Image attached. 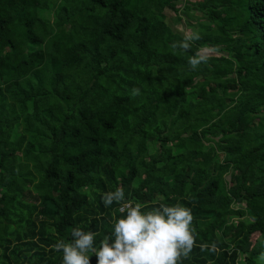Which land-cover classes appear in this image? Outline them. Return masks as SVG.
I'll list each match as a JSON object with an SVG mask.
<instances>
[{"label": "trees", "instance_id": "1", "mask_svg": "<svg viewBox=\"0 0 264 264\" xmlns=\"http://www.w3.org/2000/svg\"><path fill=\"white\" fill-rule=\"evenodd\" d=\"M177 1L0 0V264H62L52 245L77 226L99 248L125 203L191 209L197 245L220 251L194 247L181 264H240L241 253L264 264V0ZM167 10L199 12L195 25L217 37L200 42L207 64L192 70L197 51L171 47L184 33ZM15 44L24 54L11 68ZM149 133L158 150L147 159ZM118 187L125 200L105 207ZM249 199L258 215L245 206L222 219Z\"/></svg>", "mask_w": 264, "mask_h": 264}, {"label": "clouds", "instance_id": "2", "mask_svg": "<svg viewBox=\"0 0 264 264\" xmlns=\"http://www.w3.org/2000/svg\"><path fill=\"white\" fill-rule=\"evenodd\" d=\"M201 39L199 32H186L183 40L173 42V49L188 51L194 41ZM211 58L206 49L198 50L188 58L192 70L207 64ZM139 95V89L131 92ZM125 200V191L118 187L103 194L105 207ZM141 203L122 205L125 215L113 220V231L95 247L96 232L87 226L73 227L72 241L58 240L52 245L56 252H62V264H181L190 257L194 247L201 251L218 253L216 243L197 245L193 228L194 216L190 208L176 203H159L158 207L143 210Z\"/></svg>", "mask_w": 264, "mask_h": 264}, {"label": "rangeland", "instance_id": "3", "mask_svg": "<svg viewBox=\"0 0 264 264\" xmlns=\"http://www.w3.org/2000/svg\"><path fill=\"white\" fill-rule=\"evenodd\" d=\"M213 4V1H209V0H178L176 2V7L178 8H183L184 5H188L190 7H193L195 5H204V4ZM193 9V8H191ZM208 8H206L207 10ZM194 13L193 15H184L182 10L174 11V10H167L166 11V15L169 19V21L172 23V25L174 27H176L177 29H179L180 31H182L184 34L186 32L192 31V32H199L201 39L198 41H194L192 43L191 48H193L194 50L198 51L200 49H206L208 50L209 53H213L212 49L209 46H200V42L202 40H211L213 42H215L217 40L216 35L211 34V33H204V31H200L198 29V26L195 25V21L196 18H201L200 14L198 11L192 10ZM38 15L42 16L43 18L49 20V21H54L57 19V16L54 14V12L52 10H38ZM199 15V16H197ZM186 20H189L190 23H193L194 26H189L185 23ZM7 41H6V37H5V33L3 31H0V44L5 48V50H7V45H6ZM219 54H221L220 52H218ZM24 54V51L20 48L19 44H15L14 49H12V54L10 56V62L8 63L9 67L13 68L14 66L18 65V63L20 62L22 56ZM260 56H262V53H260ZM2 55H0V62L2 61ZM197 79L199 78L198 76L196 77ZM195 78V79H196ZM120 124L122 126H124L125 124L123 123V121H120ZM152 133H149L144 139H143V147L146 148L147 153L144 154V157H146L147 159L150 158V156L158 150V142L155 140H152ZM211 143V141H205V145L208 146ZM9 162V161H8ZM12 162V161H10ZM8 164V163H7ZM6 164V165H7ZM138 174L141 175L142 171L140 170L139 166L135 167ZM6 166L4 165L3 167L0 168V174H3L6 172ZM179 175L175 174L174 175V180L178 179ZM228 181H229V175H225L222 179V182L220 184V189L221 191L225 194L226 190L228 188ZM156 183V187L157 190L161 191L163 189V183L160 179H156L155 181ZM230 184V183H229ZM246 187L241 185L240 186V190H245ZM245 206H247L250 210H251V217L253 218V216L258 215V213L260 212V210L263 207V204L261 202H259L258 200L255 199H249L247 201L244 202H238V203H234L231 202L228 205H224L222 207V219L223 217H225L228 214H231L232 212H234L236 209L239 208H245ZM233 228V220H231L230 222H228L226 224V226H224V230L223 233L225 235H228L230 233V231ZM239 262L240 264H247V260H246V256L245 254H240L239 255Z\"/></svg>", "mask_w": 264, "mask_h": 264}, {"label": "built area", "instance_id": "4", "mask_svg": "<svg viewBox=\"0 0 264 264\" xmlns=\"http://www.w3.org/2000/svg\"><path fill=\"white\" fill-rule=\"evenodd\" d=\"M127 204H129V203H125V204H123V205H127ZM119 209H121V207H120Z\"/></svg>", "mask_w": 264, "mask_h": 264}]
</instances>
